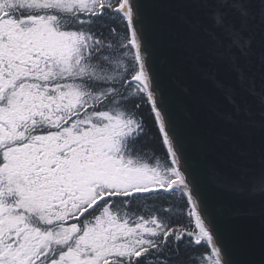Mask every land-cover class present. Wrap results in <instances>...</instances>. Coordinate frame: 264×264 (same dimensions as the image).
Listing matches in <instances>:
<instances>
[{
  "label": "water",
  "instance_id": "95a60500",
  "mask_svg": "<svg viewBox=\"0 0 264 264\" xmlns=\"http://www.w3.org/2000/svg\"><path fill=\"white\" fill-rule=\"evenodd\" d=\"M125 2L202 236L220 264H264V0Z\"/></svg>",
  "mask_w": 264,
  "mask_h": 264
},
{
  "label": "rangeland",
  "instance_id": "374dc122",
  "mask_svg": "<svg viewBox=\"0 0 264 264\" xmlns=\"http://www.w3.org/2000/svg\"><path fill=\"white\" fill-rule=\"evenodd\" d=\"M13 4L21 6L28 4L35 7L53 4L63 11H77L90 8L96 3H91L90 0H13ZM11 16H15L12 10L0 19L2 20L0 37L9 33L7 24L11 22ZM57 18L58 14H54L53 17H47L45 14L30 21L35 26L34 29L40 32L45 31L47 27L56 32L52 26L56 25ZM58 35L59 39H64L61 58L57 61L46 60L35 68V75L45 82L84 69L82 66L72 64L80 36L72 31ZM140 76L141 69L136 79L142 84ZM124 87L125 82L122 83V88ZM36 90V85H28L17 96L11 94L9 99L3 98L0 103V143L13 141L9 144L10 152L4 154L0 164V264H28L39 248L59 238L63 240L67 249L61 253L59 259L46 264H97L103 257L127 248V238L135 230L128 221L130 217L128 214L119 215L107 207L98 215L96 212L94 222L88 226L84 234L78 235L79 238L73 243L71 236L75 231L74 226L60 225V230L52 233L40 232L34 227L23 225L22 217H19L17 210L7 203V200L15 202L14 197H18L17 207L23 204L31 211L41 212L39 217L43 221L60 220L62 216L58 212L72 211V206L93 198L99 188L114 187L127 190L131 186L163 181L164 172L152 164L133 159L123 151L127 126L133 128L135 125L132 118L135 107L132 105L130 109L124 107L122 112H88L76 118L74 122L70 121V127L66 131H55V128H51V123H46L43 127L47 128L45 137L38 136L26 148H16V139L22 136L20 123H16V117L20 109L26 112L28 108L26 99ZM79 93L83 96L82 91L79 90ZM79 93L71 89L72 102L79 100ZM2 96L3 93H0V97ZM82 104L83 100L77 103L78 110L83 109ZM127 114L131 116L127 117ZM73 115L76 114L73 112ZM63 136L70 142V148L66 155L60 157L56 151L58 145L63 142L61 139ZM163 140L167 147L164 135ZM86 149L95 150L98 159L106 164L105 167L92 169L87 167V170L83 171L80 160L85 157ZM31 150L34 151L33 156L30 160L24 161L25 154ZM42 151L46 154L42 155ZM39 160L43 162L38 167ZM59 165L61 166L57 169ZM172 166L179 177L175 187L183 191V178L173 163ZM193 217L199 225L198 236L202 237L205 229L195 213ZM168 230V233L172 232ZM203 238L202 241L206 242L207 239Z\"/></svg>",
  "mask_w": 264,
  "mask_h": 264
},
{
  "label": "trees",
  "instance_id": "16d2710c",
  "mask_svg": "<svg viewBox=\"0 0 264 264\" xmlns=\"http://www.w3.org/2000/svg\"><path fill=\"white\" fill-rule=\"evenodd\" d=\"M122 3L123 0H98L91 8L72 12L69 19L65 16L69 30L81 35L78 63L84 71L72 75L71 82L81 88L84 107L76 115L82 117L87 111L122 112L124 107L134 106L135 125L124 136L123 150L135 160L162 169L165 179L148 187L102 188L93 198L72 206V211L58 212L60 220L43 221L39 217L41 212L22 204L17 213L23 225L38 227L46 233L56 231L57 227L60 230V225L74 226L73 243L77 232L81 234L94 222L96 212L98 215L107 207L119 215L128 214L135 230L127 238V248L124 253L103 257L99 264H219L210 244L198 236L199 225L188 198L175 187L178 176L158 119L144 86L136 79L140 67L131 45L128 21L120 10ZM2 161L0 155V164ZM83 206L86 207L80 213ZM168 229L172 232L168 233ZM65 249L63 240L55 239L41 247L33 258L39 256L36 264H46L59 259ZM31 258L28 264H32Z\"/></svg>",
  "mask_w": 264,
  "mask_h": 264
},
{
  "label": "flooded vegetation",
  "instance_id": "af4514ba",
  "mask_svg": "<svg viewBox=\"0 0 264 264\" xmlns=\"http://www.w3.org/2000/svg\"><path fill=\"white\" fill-rule=\"evenodd\" d=\"M7 8L11 9L15 16H11V22L7 24L9 33L0 37V93H3L0 103L10 94L17 96L28 85L37 86V90L32 96L26 99L28 105L26 112L20 109L16 117V123H20L22 134L30 136V141L18 148H26L38 136L45 137V133L34 134L31 132L32 129H37L39 124L51 123L55 131H66L70 127L72 100L69 74L63 77L62 83L59 77L45 82L35 75V68L44 61H57L61 58L64 51V39H59L58 34L68 31L63 29L64 24L59 21L52 26L56 32L52 31L51 27H47L42 32L34 29L35 26L30 20L43 14L35 15L29 7L14 5L13 0H0V19L8 13ZM46 16L53 17L51 14ZM5 85L8 87L6 88ZM61 139L63 142L58 145L56 151L60 157L66 155L70 148V142L66 136ZM3 147H9L7 141L0 143V149ZM10 150L11 148L7 152ZM3 151L4 149L1 150L0 155ZM33 154V150L27 152L24 161L30 160ZM43 154H46L45 151H42ZM42 162L39 160L37 166L39 167ZM80 162L83 171H86L87 167L92 169L106 165L98 159L96 151L90 149H86L85 157ZM60 166H57V169ZM50 177L48 176V178Z\"/></svg>",
  "mask_w": 264,
  "mask_h": 264
},
{
  "label": "bare ground",
  "instance_id": "6f19581e",
  "mask_svg": "<svg viewBox=\"0 0 264 264\" xmlns=\"http://www.w3.org/2000/svg\"><path fill=\"white\" fill-rule=\"evenodd\" d=\"M120 10H122V9H120ZM126 14V13H125ZM127 15V14H126ZM25 29V28H24ZM130 35H131V39H132V41H131V45H132V47L134 48V34H133V31H132V28H130ZM140 147V146H139ZM10 147H3V148H1L0 149V152H1V150H3L4 149V151L2 152V154L1 155H4V154H6L7 153V150L9 149ZM37 177H38V174H37ZM39 179H40V175H39ZM185 195H186V197L188 198V200H189V202H190V204H191V206H192V208L193 209H195V207H194V205H193V203H192V201H191V199H190V197H189V194H188V192L186 191V189H184L183 188V191H182ZM18 199V197H14V200H15V202H10L9 200H7V203H10L11 205H12V207L13 208H15V209H17V203H16V200ZM96 203H98V204H100L101 202L100 201H96ZM23 205V204H22ZM84 207H86V206H83L81 209H80V213H81V211H82V209L84 208ZM96 219V218H95ZM94 220V219H93ZM25 226H28V227H34L36 230H39L40 232H43V233H46V232H44L43 230H40V228H38V227H35V226H31V225H25ZM58 229V227L56 228V230ZM202 229H203V227H202ZM47 234V233H46ZM82 234H84V231L81 233V235ZM78 235H80V233H78L77 232V234H76V240L79 238V237H77ZM39 251H40V248H39V250L35 253V255H33L32 256V258H31V263L32 264H36V260L39 258V256H37V259H34L33 257L34 256H36V254H38L39 253ZM43 251H45V250H43ZM121 259V258H120Z\"/></svg>",
  "mask_w": 264,
  "mask_h": 264
}]
</instances>
